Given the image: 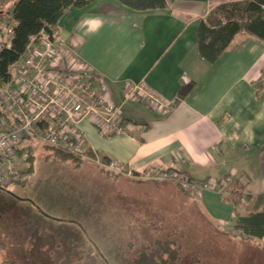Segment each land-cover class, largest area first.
I'll return each instance as SVG.
<instances>
[{
    "label": "crops",
    "instance_id": "0c3cea01",
    "mask_svg": "<svg viewBox=\"0 0 264 264\" xmlns=\"http://www.w3.org/2000/svg\"><path fill=\"white\" fill-rule=\"evenodd\" d=\"M240 1L254 0H167L147 11L95 0L65 11L58 36L78 45L114 101L144 81L170 102L163 112L144 99L126 103L130 129L122 135H101L85 122L88 144L100 156L138 175L177 169L199 180L232 176L245 193H264V42L239 33L214 63L197 49L200 21L216 6ZM213 191L200 199L211 217L215 205L212 218L220 224L228 201Z\"/></svg>",
    "mask_w": 264,
    "mask_h": 264
},
{
    "label": "rangeland",
    "instance_id": "374dc122",
    "mask_svg": "<svg viewBox=\"0 0 264 264\" xmlns=\"http://www.w3.org/2000/svg\"><path fill=\"white\" fill-rule=\"evenodd\" d=\"M17 1L0 0L1 49L11 40ZM30 140V181L0 188V264H64L79 255L82 264H135L159 245L178 255L177 264H264V241L234 235L231 203L222 207L224 222L218 224L215 205L211 217L201 197L143 177L149 170L142 178L114 174ZM234 182L227 181L229 193L237 188ZM238 207L249 211L246 200Z\"/></svg>",
    "mask_w": 264,
    "mask_h": 264
},
{
    "label": "built area",
    "instance_id": "2783aa9c",
    "mask_svg": "<svg viewBox=\"0 0 264 264\" xmlns=\"http://www.w3.org/2000/svg\"><path fill=\"white\" fill-rule=\"evenodd\" d=\"M13 28L8 33L12 34ZM10 44L11 40L3 47ZM9 74V81L0 83V101L7 112L0 117V188L23 186L30 181L29 160L34 147L31 136L43 146L67 151L111 173L138 175L100 156L88 144L84 124L89 122L101 135H122L130 129L124 116L126 103L144 99L159 112L170 107V102L150 90L144 81L128 85L123 100L114 101L107 85L96 78L81 57L78 45L62 40L57 32L41 30L32 36L22 56L10 66ZM143 177L172 182L198 197L205 189L216 190L217 186L220 194H228L227 181L232 178L218 185L216 180L203 182L177 169L156 173L149 170Z\"/></svg>",
    "mask_w": 264,
    "mask_h": 264
},
{
    "label": "trees",
    "instance_id": "16d2710c",
    "mask_svg": "<svg viewBox=\"0 0 264 264\" xmlns=\"http://www.w3.org/2000/svg\"><path fill=\"white\" fill-rule=\"evenodd\" d=\"M95 0H18L12 10V17L16 22L12 32L11 44L0 50V83L10 79L9 68L24 53L30 38L41 30L49 33L57 31V25L65 13L72 6L81 7ZM125 6L140 11L163 9L167 0H118ZM264 0L240 1L216 6L207 17L200 21L197 30V49L202 58L214 63L229 47L234 37L239 33L254 36L264 42ZM0 28V42L4 38ZM7 115L0 101V117ZM48 147V146H47ZM62 157L69 156L82 160L59 148L49 147ZM32 157V156H31ZM31 159V158H30ZM106 161H110L104 157ZM30 161V160H29ZM31 172V163H30ZM229 177V176H226ZM209 182L210 179L202 180ZM222 179L217 180L218 185ZM237 185L235 191L230 192L226 200L233 204L235 216V236L245 240L264 239V193L256 195L245 193L246 185ZM247 201L249 211L242 212L238 205ZM78 254L77 249H75ZM73 253V252H72ZM83 257L69 256L64 259V264H82ZM178 255L165 245H159L152 252L146 251L140 255L135 264H177Z\"/></svg>",
    "mask_w": 264,
    "mask_h": 264
},
{
    "label": "flooded vegetation",
    "instance_id": "af4514ba",
    "mask_svg": "<svg viewBox=\"0 0 264 264\" xmlns=\"http://www.w3.org/2000/svg\"><path fill=\"white\" fill-rule=\"evenodd\" d=\"M3 12H0V14H2Z\"/></svg>",
    "mask_w": 264,
    "mask_h": 264
}]
</instances>
